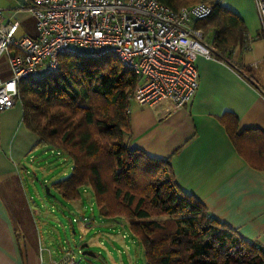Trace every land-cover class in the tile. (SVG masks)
Segmentation results:
<instances>
[{"label":"crops","instance_id":"crops-1","mask_svg":"<svg viewBox=\"0 0 264 264\" xmlns=\"http://www.w3.org/2000/svg\"><path fill=\"white\" fill-rule=\"evenodd\" d=\"M215 1L242 20L245 46L232 50L229 62L196 55L198 87L184 108L174 110L169 101L143 106L131 102L129 146L151 158L168 159L173 181L183 194L201 202L211 217L245 242L264 250V24L256 0ZM0 9L5 22H18L16 37L35 34V20L24 3L0 0ZM9 76L4 53L0 77ZM232 127L235 139L229 133ZM47 149L54 150L25 124L21 102L0 111V264H49L63 254L64 245L50 249L56 240L47 221L51 217L34 205L25 186L33 184L28 177L35 168L55 172L57 163L45 158ZM80 198H62L73 216L71 223L118 238L113 232L119 231L117 223L124 224V218L98 212V220L86 219Z\"/></svg>","mask_w":264,"mask_h":264},{"label":"trees","instance_id":"trees-1","mask_svg":"<svg viewBox=\"0 0 264 264\" xmlns=\"http://www.w3.org/2000/svg\"><path fill=\"white\" fill-rule=\"evenodd\" d=\"M159 1L174 10L205 3ZM207 4L209 14L196 19L194 27L204 41L209 39L205 42L217 58L229 62L227 55L246 44L244 24L215 0ZM137 81L113 56L63 55L43 81L18 83L27 127L72 161L70 175L52 187L66 201L79 199L88 188L100 215L126 219L142 246L144 264H264L259 245L245 242L177 188L168 159L151 158L129 146V96ZM233 129L229 133L235 139ZM152 211L164 219L152 218Z\"/></svg>","mask_w":264,"mask_h":264},{"label":"built area","instance_id":"built-area-1","mask_svg":"<svg viewBox=\"0 0 264 264\" xmlns=\"http://www.w3.org/2000/svg\"><path fill=\"white\" fill-rule=\"evenodd\" d=\"M24 6L35 20L33 36L16 37L18 22H5L0 9V56L7 54L10 72L0 77V111L20 102L21 80L43 81L63 55L113 56L138 77L129 103L169 101L178 110L198 87L196 55L217 58L194 27L210 12L204 2L177 10L159 0H25ZM256 8L264 24V0H256ZM75 255L66 250L49 264H77Z\"/></svg>","mask_w":264,"mask_h":264},{"label":"rangeland","instance_id":"rangeland-1","mask_svg":"<svg viewBox=\"0 0 264 264\" xmlns=\"http://www.w3.org/2000/svg\"><path fill=\"white\" fill-rule=\"evenodd\" d=\"M46 152L45 158L53 164L57 163V165H54L55 172L44 173L35 168L36 170L33 169L34 174L28 177L33 179V184L28 186L26 183L25 186L28 196L34 201V205L42 211H47L51 217L47 221L54 227L55 231L52 234H54L56 240L50 245V249L60 250L61 246L64 245L62 252L72 250L76 254L77 264H144L142 246L129 233L126 219H123L124 224L117 223L119 231L113 232V234H117L118 238L114 236L113 240L100 231L95 230L93 233L91 229L81 230L76 228L75 223H71V217L73 216L65 210L66 202L50 183L54 180L66 179L71 173L72 161L62 152L57 153L56 150L51 149H47ZM46 187L49 188V192L46 191ZM79 202H83L86 206L82 212L86 219H99L100 216L94 203V197L88 188L86 193L81 192ZM152 218L164 219V217L158 216L155 211H152ZM79 234L83 236L82 240L78 238ZM122 235H125V237L122 238ZM82 243H86L87 247L80 248ZM84 249H87L93 255L82 254Z\"/></svg>","mask_w":264,"mask_h":264},{"label":"water","instance_id":"water-1","mask_svg":"<svg viewBox=\"0 0 264 264\" xmlns=\"http://www.w3.org/2000/svg\"><path fill=\"white\" fill-rule=\"evenodd\" d=\"M19 2H21V3H25V0H18ZM46 191L47 192H49V188L48 187H46ZM87 247V244L86 243H82L81 245H80V248H86ZM82 254H86V255H93L90 251H88L87 249H84L83 251H82Z\"/></svg>","mask_w":264,"mask_h":264}]
</instances>
